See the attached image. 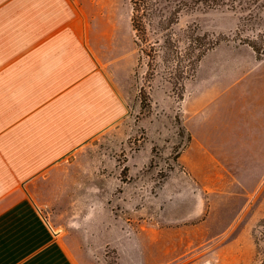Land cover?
Instances as JSON below:
<instances>
[{"label": "rangeland", "instance_id": "rangeland-1", "mask_svg": "<svg viewBox=\"0 0 264 264\" xmlns=\"http://www.w3.org/2000/svg\"><path fill=\"white\" fill-rule=\"evenodd\" d=\"M87 1L116 14L118 45L125 33L129 45L130 0ZM166 1L176 33L190 28L220 42L176 87L158 73L161 64L147 74L133 43V65L118 74L122 116L66 163L82 173L71 192L41 195L39 205L81 264H257L264 55L238 42L241 17L257 8L246 0Z\"/></svg>", "mask_w": 264, "mask_h": 264}, {"label": "crops", "instance_id": "crops-1", "mask_svg": "<svg viewBox=\"0 0 264 264\" xmlns=\"http://www.w3.org/2000/svg\"><path fill=\"white\" fill-rule=\"evenodd\" d=\"M125 42L90 1L0 0V264H81L38 198L71 192L66 163L122 116Z\"/></svg>", "mask_w": 264, "mask_h": 264}, {"label": "trees", "instance_id": "trees-1", "mask_svg": "<svg viewBox=\"0 0 264 264\" xmlns=\"http://www.w3.org/2000/svg\"><path fill=\"white\" fill-rule=\"evenodd\" d=\"M162 1L130 0L133 43L138 51V62L143 55L148 59L147 65L151 71L147 74L150 77L155 75L157 69L153 67L161 64L158 73L165 75L172 87H176L179 78L182 79L185 74L191 75L202 56L220 39H206L190 28L181 34L176 33L173 26L178 17L169 10V3L164 0L161 5ZM248 1L254 4L257 11L241 17V38H238V42L249 46L260 57L264 55V0L245 2ZM246 31L249 33L246 34ZM179 45L185 47L182 49ZM253 232L257 264H264V218L257 222Z\"/></svg>", "mask_w": 264, "mask_h": 264}]
</instances>
